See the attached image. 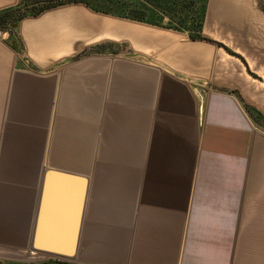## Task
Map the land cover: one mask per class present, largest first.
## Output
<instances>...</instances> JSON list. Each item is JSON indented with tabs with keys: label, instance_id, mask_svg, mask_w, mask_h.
I'll use <instances>...</instances> for the list:
<instances>
[{
	"label": "crops",
	"instance_id": "crops-1",
	"mask_svg": "<svg viewBox=\"0 0 264 264\" xmlns=\"http://www.w3.org/2000/svg\"><path fill=\"white\" fill-rule=\"evenodd\" d=\"M201 1L204 39L81 3L0 33V261L55 170L84 178L75 264H264V0Z\"/></svg>",
	"mask_w": 264,
	"mask_h": 264
},
{
	"label": "trees",
	"instance_id": "trees-1",
	"mask_svg": "<svg viewBox=\"0 0 264 264\" xmlns=\"http://www.w3.org/2000/svg\"><path fill=\"white\" fill-rule=\"evenodd\" d=\"M170 4H163L161 0H21L15 6L4 8L0 10V32H8L9 34L15 33L18 22L27 15H35L44 9L67 3H81L87 7L102 13L144 22L147 24L157 25L165 28H172L175 30L188 31L192 39H204L201 35V16H197L191 11L197 7L199 3L202 5L201 0H168ZM149 5L159 8L161 12H181L185 10V15L179 19L172 20L171 22H163L162 18L157 20L151 14ZM166 12V11H165ZM200 13V12H199ZM96 49V48H94ZM247 111L254 120L258 121L260 116L259 112L247 106ZM0 264H25L15 263L11 261H0ZM38 264H73L64 260H49Z\"/></svg>",
	"mask_w": 264,
	"mask_h": 264
},
{
	"label": "water",
	"instance_id": "water-1",
	"mask_svg": "<svg viewBox=\"0 0 264 264\" xmlns=\"http://www.w3.org/2000/svg\"><path fill=\"white\" fill-rule=\"evenodd\" d=\"M63 178L77 183L75 200L71 208L61 207V203L55 199L57 189L54 184ZM83 193L84 178L82 176L55 170L46 171L43 200L37 215L31 251L63 259L74 257L80 232Z\"/></svg>",
	"mask_w": 264,
	"mask_h": 264
},
{
	"label": "rangeland",
	"instance_id": "rangeland-1",
	"mask_svg": "<svg viewBox=\"0 0 264 264\" xmlns=\"http://www.w3.org/2000/svg\"><path fill=\"white\" fill-rule=\"evenodd\" d=\"M49 260H64L70 263L75 264L77 262L76 256H74L71 259H63L59 258L57 256H53L50 254H43V253H29L28 256L23 259V261H14L15 263H25V264H38L44 261H49Z\"/></svg>",
	"mask_w": 264,
	"mask_h": 264
},
{
	"label": "built area",
	"instance_id": "built-area-1",
	"mask_svg": "<svg viewBox=\"0 0 264 264\" xmlns=\"http://www.w3.org/2000/svg\"><path fill=\"white\" fill-rule=\"evenodd\" d=\"M1 33V32H0Z\"/></svg>",
	"mask_w": 264,
	"mask_h": 264
}]
</instances>
